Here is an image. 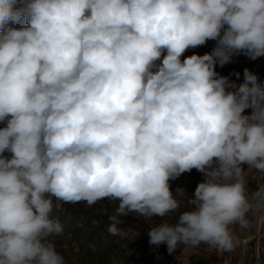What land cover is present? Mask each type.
Returning a JSON list of instances; mask_svg holds the SVG:
<instances>
[{
	"label": "clouds",
	"instance_id": "9594fccd",
	"mask_svg": "<svg viewBox=\"0 0 264 264\" xmlns=\"http://www.w3.org/2000/svg\"><path fill=\"white\" fill-rule=\"evenodd\" d=\"M241 54L264 57V0H0V264H65L54 210L105 199L111 235L135 213L169 254L234 251L264 210V83L216 70Z\"/></svg>",
	"mask_w": 264,
	"mask_h": 264
},
{
	"label": "rangeland",
	"instance_id": "374dc122",
	"mask_svg": "<svg viewBox=\"0 0 264 264\" xmlns=\"http://www.w3.org/2000/svg\"><path fill=\"white\" fill-rule=\"evenodd\" d=\"M215 44L216 41L209 40L202 46L188 49L184 55H203L210 52ZM245 68L256 73L264 83V57L251 60L241 54L234 57L232 63L222 68L217 66L216 70L241 83ZM236 73H240L239 78ZM245 178L249 193L264 184V174L256 170L245 169ZM202 180L203 174L193 169L170 180V190L175 193L177 188L185 189L187 193L177 198L186 200ZM114 208L115 202L105 199L93 206L80 202L64 204L59 211L54 210L53 216L59 219L63 232L51 239L65 258V264H264V210L249 213V228L233 226L235 248L231 253L219 254L201 245L198 248L181 246L169 254L166 245H150L147 235V231L163 218L154 217L149 221L135 213L129 214L121 217L122 224L119 225L125 235L114 236L107 231L110 225L108 216ZM177 215L169 213L164 219L175 223Z\"/></svg>",
	"mask_w": 264,
	"mask_h": 264
}]
</instances>
